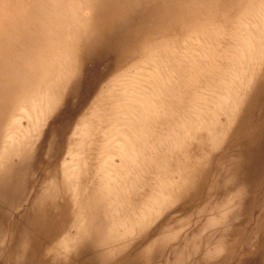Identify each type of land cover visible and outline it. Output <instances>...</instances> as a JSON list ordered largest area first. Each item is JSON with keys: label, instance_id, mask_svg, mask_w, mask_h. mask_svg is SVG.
<instances>
[{"label": "rangeland", "instance_id": "rangeland-1", "mask_svg": "<svg viewBox=\"0 0 264 264\" xmlns=\"http://www.w3.org/2000/svg\"><path fill=\"white\" fill-rule=\"evenodd\" d=\"M0 264H264V0H0Z\"/></svg>", "mask_w": 264, "mask_h": 264}]
</instances>
